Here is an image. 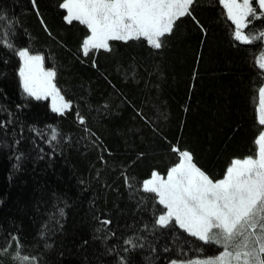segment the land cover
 Returning <instances> with one entry per match:
<instances>
[{"label":"trees","instance_id":"trees-1","mask_svg":"<svg viewBox=\"0 0 264 264\" xmlns=\"http://www.w3.org/2000/svg\"><path fill=\"white\" fill-rule=\"evenodd\" d=\"M66 0H0V264H169L218 254L143 187L187 153L210 181L257 155L264 12L236 37L222 0H190L156 43L112 38ZM40 56L68 107L21 86L19 52Z\"/></svg>","mask_w":264,"mask_h":264},{"label":"rangeland","instance_id":"rangeland-1","mask_svg":"<svg viewBox=\"0 0 264 264\" xmlns=\"http://www.w3.org/2000/svg\"><path fill=\"white\" fill-rule=\"evenodd\" d=\"M190 0H66L67 20L84 22L90 30L85 51L106 48L112 38L143 36L151 43L166 32L175 17L186 11ZM235 24L236 37L252 12L250 0H222ZM264 12V0H257ZM21 86L32 97L48 99L58 112L68 107L53 84V72L40 56L19 52ZM264 69V55L259 59ZM258 120L264 124V85L260 89ZM143 187L156 193L165 212L161 225L174 220L188 233L213 242L220 251L210 257L173 261L169 264H264V131L257 139L254 158L235 160L225 177L210 181L181 153L180 161L166 177L153 173Z\"/></svg>","mask_w":264,"mask_h":264}]
</instances>
